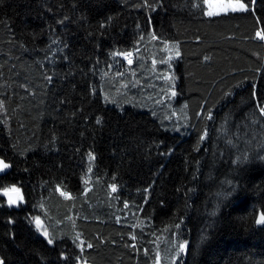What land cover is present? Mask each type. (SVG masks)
<instances>
[{
	"label": "trees",
	"instance_id": "16d2710c",
	"mask_svg": "<svg viewBox=\"0 0 264 264\" xmlns=\"http://www.w3.org/2000/svg\"><path fill=\"white\" fill-rule=\"evenodd\" d=\"M235 1L0 0L3 264H264V0Z\"/></svg>",
	"mask_w": 264,
	"mask_h": 264
},
{
	"label": "rangeland",
	"instance_id": "374dc122",
	"mask_svg": "<svg viewBox=\"0 0 264 264\" xmlns=\"http://www.w3.org/2000/svg\"><path fill=\"white\" fill-rule=\"evenodd\" d=\"M238 3L241 2L235 0H204L206 15L211 17L229 12H243L241 10H233Z\"/></svg>",
	"mask_w": 264,
	"mask_h": 264
},
{
	"label": "snow or ice",
	"instance_id": "6c2138e0",
	"mask_svg": "<svg viewBox=\"0 0 264 264\" xmlns=\"http://www.w3.org/2000/svg\"><path fill=\"white\" fill-rule=\"evenodd\" d=\"M233 10L234 11L235 10L246 11L247 9H246V5L244 3H238L236 8H234ZM257 35H260V33H257ZM260 112H261V114H264V107L260 108ZM9 167H10V165L8 163H5L4 160L0 159V171H2L4 169H7ZM11 191H14V192L18 193L19 190L16 189V188H13V189H11ZM7 192H8V190H6V192H5L6 195H7ZM14 203H16V201L10 198L9 199V204L11 205V204H14ZM36 223L39 224V220H37ZM257 223L258 224H264V215H262L260 217V219L257 221ZM45 235H47V233H45ZM48 243L49 244L53 243L52 239H48ZM179 247H180L181 250H184L186 246L184 244H180ZM0 264H3V262L0 261Z\"/></svg>",
	"mask_w": 264,
	"mask_h": 264
},
{
	"label": "water",
	"instance_id": "95a60500",
	"mask_svg": "<svg viewBox=\"0 0 264 264\" xmlns=\"http://www.w3.org/2000/svg\"><path fill=\"white\" fill-rule=\"evenodd\" d=\"M1 159V158H0ZM8 169V168H7ZM7 169H4V170H2V171H0V173H2V172H4L5 170H7ZM5 192L6 191H2L1 192V197H2V199L5 201V203H6V205L8 206V207H10V208H17L18 207V205H19V203H20V199H21V191H18V193L17 192H14V191H11V190H8V192H7V195L5 194ZM13 199V200H15L16 201V203H14V204H9V199ZM36 225L38 226V227H42V223L39 221V224H37L36 223ZM78 264H89V263H86V262H83V263H78Z\"/></svg>",
	"mask_w": 264,
	"mask_h": 264
},
{
	"label": "bare ground",
	"instance_id": "6f19581e",
	"mask_svg": "<svg viewBox=\"0 0 264 264\" xmlns=\"http://www.w3.org/2000/svg\"><path fill=\"white\" fill-rule=\"evenodd\" d=\"M8 207V206H7ZM10 208V207H9Z\"/></svg>",
	"mask_w": 264,
	"mask_h": 264
}]
</instances>
